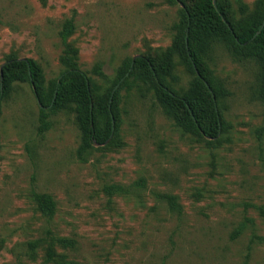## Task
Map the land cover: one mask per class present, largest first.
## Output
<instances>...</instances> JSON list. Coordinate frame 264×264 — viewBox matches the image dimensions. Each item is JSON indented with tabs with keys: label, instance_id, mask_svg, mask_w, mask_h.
I'll return each instance as SVG.
<instances>
[{
	"label": "rangeland",
	"instance_id": "374dc122",
	"mask_svg": "<svg viewBox=\"0 0 264 264\" xmlns=\"http://www.w3.org/2000/svg\"><path fill=\"white\" fill-rule=\"evenodd\" d=\"M216 1L234 25L264 8ZM183 9L180 0H0V69L34 61L48 103L72 60L103 127L120 72L138 56L159 63L181 40ZM205 61L226 92L216 139L178 126L135 72L117 85L108 139L80 152L73 110L46 108L39 133L32 85L13 82L0 102V264H264L260 67L220 42ZM193 77L174 53L167 84L181 92ZM40 194L52 198V215Z\"/></svg>",
	"mask_w": 264,
	"mask_h": 264
},
{
	"label": "trees",
	"instance_id": "16d2710c",
	"mask_svg": "<svg viewBox=\"0 0 264 264\" xmlns=\"http://www.w3.org/2000/svg\"><path fill=\"white\" fill-rule=\"evenodd\" d=\"M184 4L181 20V40L167 49L159 63L152 59L138 56L131 59L126 69L120 72L114 85H122L124 79L135 72L142 74L144 81H152L156 87V100L164 112L185 131H194L209 139H216L222 128L219 101L226 95L217 84L205 61L213 42L222 43L234 58L250 59L260 67L259 99L264 104V8L251 19L232 24L225 8L213 0H180ZM70 28L62 33L66 42ZM180 52L184 61L194 73L188 88L181 92L174 91L166 82L171 75L172 58ZM69 68L59 76L48 103L43 93V75L40 68L30 59H12L2 66V91L0 102L8 95L15 81H29L36 92V99L42 107L39 110L38 132L49 128L46 108L72 109L76 115L81 132L80 152L87 151L94 144H103L111 134V115L117 117V93L112 97L110 109H105L106 122L98 125L99 111L96 110L90 90V80L86 73L79 70L68 59ZM111 90L108 96H111ZM44 213L52 215L54 203L50 196H37ZM174 200L173 197H168ZM35 243V242H34Z\"/></svg>",
	"mask_w": 264,
	"mask_h": 264
},
{
	"label": "water",
	"instance_id": "95a60500",
	"mask_svg": "<svg viewBox=\"0 0 264 264\" xmlns=\"http://www.w3.org/2000/svg\"><path fill=\"white\" fill-rule=\"evenodd\" d=\"M213 5H214V6L216 5V0H213ZM32 87H33V86H32ZM116 89H117V86H115V88H114V90L112 91L111 96H110V98H109V104H108V108H109V109H110V107H111L112 97H113V94H114V92H115ZM0 90L2 91V67H1V69H0ZM33 91H34V93H35V95H36V92H35L34 87H33ZM40 107H42V106L40 105ZM113 123H114V121H113V116L111 115L112 131H113Z\"/></svg>",
	"mask_w": 264,
	"mask_h": 264
}]
</instances>
